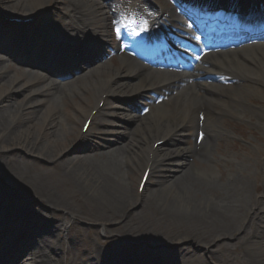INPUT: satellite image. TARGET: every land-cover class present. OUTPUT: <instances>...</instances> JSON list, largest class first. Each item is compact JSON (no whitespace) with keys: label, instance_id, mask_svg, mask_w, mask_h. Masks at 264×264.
<instances>
[{"label":"bare ground","instance_id":"bare-ground-1","mask_svg":"<svg viewBox=\"0 0 264 264\" xmlns=\"http://www.w3.org/2000/svg\"><path fill=\"white\" fill-rule=\"evenodd\" d=\"M48 1L13 0L5 15L13 20L34 18ZM5 2L0 0V4ZM56 2L62 17L58 23L46 20L42 25L45 41L40 50L47 58L23 59L14 52L15 35L0 39V264H145L150 259L153 264H220L223 259L224 264H264V157L249 153L246 160L235 153L236 162H232L220 147L222 139L240 132L229 119L246 120L264 133V109L251 102L264 89V39L257 45V54L233 46L217 48L230 52L221 57L205 55L198 69L184 80L161 73L160 66L154 71L139 68L125 57L115 68L98 62L86 67L93 68L83 77L65 78L67 74L61 71V81L44 83L47 76H31L37 74L33 69L45 68L47 61H66L70 50L103 52L113 44V30H124L126 40L129 36L137 40L128 47L137 56L155 54L153 47L158 42L152 44L150 37L165 36L166 46L178 54L184 52L177 42L183 31L177 17L181 0ZM238 2L232 1L210 17L191 7L186 11L195 20L201 14L207 25L219 20L230 35L241 29L232 28L223 12L231 6L251 11L262 1ZM145 22L148 30L142 31ZM13 32L5 31L7 35ZM157 56L152 61L159 64ZM5 61L24 78H8L2 68ZM24 92L29 96L16 104L15 96ZM149 94L150 100H163L143 116L126 112L115 100L130 97L137 106ZM29 113L34 117H28ZM129 115L133 117L123 119ZM85 120L89 123L82 131ZM91 129L97 133L93 140L89 139ZM173 136L176 141L171 145L172 138L168 140L165 145L170 146L161 152L162 143ZM83 141L87 144L79 146ZM86 145L91 153H84ZM257 148L264 153V140ZM17 150L28 154L32 162L19 158ZM35 160L49 166L38 167ZM211 166L219 170L217 176ZM150 174L159 179L143 194ZM69 194L83 199L89 209L86 217L97 221L101 233L140 240V248L126 252L88 239L90 249L82 245L77 255L71 254L76 236L85 235L81 227H67L81 219L80 210L74 211L67 202ZM31 202L38 206L33 212L16 208L18 203ZM59 212H64V221ZM111 222L117 224L108 227ZM165 226L177 240L169 241ZM204 255L210 261L202 262Z\"/></svg>","mask_w":264,"mask_h":264},{"label":"rangeland","instance_id":"rangeland-1","mask_svg":"<svg viewBox=\"0 0 264 264\" xmlns=\"http://www.w3.org/2000/svg\"><path fill=\"white\" fill-rule=\"evenodd\" d=\"M91 3H94V2L92 1ZM13 5H14L13 0H6V2L4 4H0V28L3 29V31L0 32V33H2V34H0V39H1V37H2V39H4V38H6V39L10 38L11 39L10 36H13V35H16V37H19L18 34L21 33L20 31H22V30L29 35L31 34L33 36H36L38 33H40V35L43 36V34H44V31L42 28L43 22L46 20H49V21H57V23H58V20L62 17L61 16V5H59L56 2V0H49L47 3L46 9L44 11L40 12L37 17H34L33 20H30L28 23L29 25L22 26L21 24H19V25L15 24L17 26H8L5 24V20H4V18L6 17L5 9L6 8L8 9ZM57 25H59V24H57ZM19 27H23V28H19ZM12 29L15 30V33L13 32L14 34L11 35V33H10V35H7V33H5V30L11 31ZM21 36L19 37V41H17V42L14 41L13 47H14V51L16 50L19 53H22L21 54L22 58L26 59L27 57L31 56L30 58L34 59L33 54L35 51H37V54L43 55V52H41L37 48L38 46H40L39 43H42V40H38V43L34 44V45H33V42L31 43V45H28V44L23 45L22 44L23 38H21ZM111 39L113 41V44L111 46L106 47L103 50L104 52L110 53V51H111L110 47H112V46L114 47V45L116 44L117 34H114ZM39 41H41V42H39ZM104 52L102 55L103 56L102 59L104 58V61H103L104 64H107L110 68H115L116 66L119 65V63L121 61H120V58L118 55L110 54V56L108 58L107 57L108 54H104ZM93 53L94 52H92V53L88 52V53H85L82 57H78L76 59H74V58L69 59L68 61L70 63L67 66L61 68L57 75L52 74L53 77L47 76L48 79L46 81H44V83L50 82L52 80L55 82H59L58 79H56V77H58L59 75L62 74L61 71H64L66 74H71V73H73L72 70L79 72V71H82L83 69H85V71H82V73L81 72L78 73V74H81L80 77L85 76V74H87L90 70H92L91 68H93V67H90V69H86V67H87L86 65L95 61L96 58L100 57V56L96 57V54H93ZM97 54H99V53H97ZM0 56H3V55H0ZM2 68L4 70L5 69L7 70L6 74H7L8 78H11V77L12 78L17 77L18 79L24 78L22 76L21 71L18 68H16L13 64H11L10 61H5L2 64ZM33 75H35V74L31 73V76H33ZM54 76H56V77L54 78ZM69 85H74V82L73 83L71 82ZM65 88H68V87H65ZM257 92H259V93H257V95H256V100L253 99V100H251V102L255 105H258L260 108L264 109V89L258 90ZM28 94L29 93L26 94V92H24V93L19 94L18 96H15L16 97V99H15L16 104L20 103L22 101V99L24 98L23 96L28 95ZM144 97H146V96H144ZM39 98H40L39 96H36L34 99H39ZM115 100H118V102H121V104H123V106L126 108L129 107L127 104H132L130 101V100H132V98H130V97H121V98L115 99ZM23 102H25V101L23 100ZM144 103H145V100L139 102V104H142L144 106L148 105L146 108H149V111H152L153 107L156 106V104H153L152 102L146 103V104H144ZM151 105H153V107ZM38 108H42V106H39ZM156 109H157V107H156ZM30 110L31 109H29L27 112H29ZM28 117H30V118L34 117V114L29 113ZM131 117L132 116H129V117L124 116L123 119L129 120ZM254 120H255V118H254ZM228 121L232 124L235 123L234 126H236V128L240 130V132L234 134V136H233V134L230 135V137H233V138L222 139V141H220V147L224 151L226 150L228 152V159L231 160L232 162H236L235 153L238 154L241 157V159H246V160H247V156L249 153H252L253 155L260 154L261 157H264V153H262V152L260 153V150L257 148L258 144L264 140L263 139V136H264L263 131L261 129L254 128L253 126L251 128V125H249L248 121H246V120H242V121L236 120L235 121V120L229 119ZM90 131H91V133L92 132L93 133L92 134L90 133L91 137L89 139L93 140V136H96L97 133H95V131L93 129H91ZM259 134H261V136ZM168 140L172 141L171 145H173V142L176 141V136L170 137L169 139H167L162 144L161 152H163L165 148H168L170 146V145H165V143L168 142ZM186 142L190 143L191 140L188 139V141L186 140ZM218 143H219V141H218ZM85 144H87V141H83L82 143H80L79 146H85ZM94 144H95V140H94ZM215 150H214L215 151L214 153L221 158V156L219 155L221 152L216 148H215ZM91 151H92L91 148H89V146L86 145V150L84 153H91ZM74 153H76V150ZM15 154L19 158H21L25 161L32 162L31 157L28 154H26L25 152L23 153L22 151L17 150L15 152ZM34 163H37L36 165L38 167L49 166V164L45 163V161L35 160ZM224 168L226 169V167H224ZM197 170H202V168L197 169ZM212 170L216 176L219 174V172H218L219 170L216 167H212ZM156 179H159V177L155 176V174L149 175V177L147 179V183L145 185V190L143 191V194H148L155 187ZM64 185H66V184H64ZM66 186L69 187L68 185H66ZM161 196H162V198H164L165 192H162ZM166 199L168 201L170 200V198H166ZM82 200L83 199H77L76 195H73V194H69V196L67 197V202L71 206V209H73L74 211H77L79 209L80 213L79 212L78 213L81 216L80 222L76 220V222L73 223L71 221V223H68L67 227L68 226H72V227L74 226L75 228L81 227L80 230H82L83 234L85 235V236H76V238L78 237L77 241H75L71 244V246L74 248L73 251L71 252V254L77 255L79 253L77 251V249H80L82 247V245L86 246L87 249H90L91 243L88 239H92V240H94V242L96 241L100 244L101 243L103 244L106 242L105 246L109 245V246L114 247V249L125 250L126 252H128V250H133L134 248H137L140 246V240H131V239H128V240L127 239H125V240L121 239L120 240V238L116 237L115 234L112 232L101 233L99 230L101 228H100V225L97 223V221L92 220L91 217L90 218L86 217V216H89V215H87V213L89 212V209L84 205ZM41 206L43 207V205H41ZM17 207L18 208L22 207L24 209L31 208L32 212L34 210L38 209V206H35L33 202H31V203H18V204H16V208ZM44 208H45V206H44ZM44 208H39V209L45 210ZM57 215L62 220L64 219V217H66L64 212L63 213L59 212V214H57ZM115 223L117 224V222H111L108 227L113 226V224H115ZM62 230H61L60 236L63 237L64 234H63ZM164 232L166 234L170 235V237H168L169 241L174 242L175 240H177L174 237L172 231L169 230L168 226H165ZM72 234H73V232H72ZM86 235H87V237H86ZM64 246H65V243H64ZM77 246H79V247H77ZM177 246H179V244ZM20 248H22V246ZM133 252L135 253L136 251L133 250ZM145 252L147 254V257L150 256V253H151L150 251H145ZM234 255L235 254H232V256H234ZM207 256L208 255L201 256L200 260L202 262H206L207 260L210 261L209 256L208 257ZM150 261H151V259H150ZM224 263H225V260L223 259L220 264H224Z\"/></svg>","mask_w":264,"mask_h":264},{"label":"snow or ice","instance_id":"snow-or-ice-1","mask_svg":"<svg viewBox=\"0 0 264 264\" xmlns=\"http://www.w3.org/2000/svg\"><path fill=\"white\" fill-rule=\"evenodd\" d=\"M148 30V25H147V23L145 22V26H144V28L142 29V31H147ZM134 35H139V33H134ZM197 58H199V57H197ZM202 138V137H201Z\"/></svg>","mask_w":264,"mask_h":264}]
</instances>
